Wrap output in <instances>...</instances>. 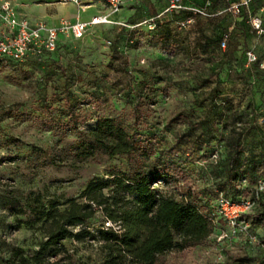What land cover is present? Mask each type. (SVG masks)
<instances>
[{
    "label": "rangeland",
    "instance_id": "obj_1",
    "mask_svg": "<svg viewBox=\"0 0 264 264\" xmlns=\"http://www.w3.org/2000/svg\"><path fill=\"white\" fill-rule=\"evenodd\" d=\"M16 4L29 15L34 7H50L54 14L62 5ZM64 5L66 17L105 11L96 1L84 11ZM258 6L249 4L235 18L196 17L191 32L178 27L180 14L149 30L92 26L82 38L56 48L46 63L0 64V158L10 157L0 162V259L11 247L30 252L41 239L36 229L15 226L16 219H24L15 211L29 191L62 203L87 181L127 169L118 155L85 161L72 156L75 135L59 126L70 107L79 114L80 129L112 116L147 139L153 154L146 168L165 166L170 175L166 184H154L165 193H175L185 182L201 191L213 211L220 190L231 200L254 199L233 231L216 217L202 245L166 252L159 264H264V23L255 30L248 20ZM159 9L157 2L141 1L135 8L124 5L112 17L132 25ZM134 105L143 113L136 122ZM232 144L241 166L227 174ZM32 147L46 150L50 160L33 155ZM249 161L257 163L253 170ZM100 224L107 225L92 219L88 229ZM62 244L72 264L100 263L105 254L95 240L64 239Z\"/></svg>",
    "mask_w": 264,
    "mask_h": 264
},
{
    "label": "trees",
    "instance_id": "obj_2",
    "mask_svg": "<svg viewBox=\"0 0 264 264\" xmlns=\"http://www.w3.org/2000/svg\"><path fill=\"white\" fill-rule=\"evenodd\" d=\"M181 12L189 16L188 12ZM160 22L156 24L160 25ZM53 51L44 53L41 60L31 57L21 62L0 61V64L15 67L21 63H46ZM142 115L134 105L133 122ZM63 117L64 122L59 126L68 128L75 135L69 149L77 161L96 155H118L124 158L127 169L87 181L77 196L62 203L55 199L43 200L39 192L29 191L22 207L15 211L24 219H16L15 226L23 224L34 228L41 234V239L30 252L11 247L8 256L0 259V264H72L71 255L62 244L64 239L99 242L105 254L100 263L92 264H123L126 260L137 264H159L166 252L199 246L207 240L213 227L214 211L207 200L204 201L201 191L185 182L171 194L154 187L156 183L166 184L170 175L165 166L155 170L146 168L153 154L147 139L117 117H98L93 126L85 129H80L79 114L70 107L66 108ZM30 152L50 160L47 151L39 147H32ZM229 152L227 174L241 166L237 144H232ZM4 160H10V157L0 158V162ZM256 165L251 161L247 164L250 170ZM241 198L240 195L233 201ZM96 218L107 225L100 224L90 231L89 224Z\"/></svg>",
    "mask_w": 264,
    "mask_h": 264
},
{
    "label": "built area",
    "instance_id": "obj_3",
    "mask_svg": "<svg viewBox=\"0 0 264 264\" xmlns=\"http://www.w3.org/2000/svg\"><path fill=\"white\" fill-rule=\"evenodd\" d=\"M17 0H0V61L11 60L21 62L27 58L41 60L44 53L53 51L58 44L71 39H80L84 33L92 26L102 24H117L120 26L137 27L144 25L148 30L153 29L156 22H160L164 16L175 12L185 11L189 16L177 21L178 27L187 26L192 17H210L214 15H226L238 17L242 10L246 8L252 0H224L219 6H213V0H165V4L160 11L153 15L144 17L139 22L126 25L125 21L114 19L116 14L124 5H134L141 0H45L47 2H69L76 6L77 11H83L92 1L101 3L105 11H98L91 14L87 19L74 20L59 18L56 23H47L43 20L30 21L24 15H20L16 6ZM41 1V0H33ZM257 13L249 16V24L255 30H260L264 23V0H258ZM224 38L220 41V46L224 45ZM253 59L251 53H247ZM215 216L212 222H216V217L222 219L225 224L232 229L242 221L241 215L247 213L254 199L241 198L233 201L221 193L215 198Z\"/></svg>",
    "mask_w": 264,
    "mask_h": 264
},
{
    "label": "crops",
    "instance_id": "obj_4",
    "mask_svg": "<svg viewBox=\"0 0 264 264\" xmlns=\"http://www.w3.org/2000/svg\"><path fill=\"white\" fill-rule=\"evenodd\" d=\"M141 1H149V2H157V3H159L160 4V9H159V11L161 10V8L163 7V5L165 4V0H141ZM223 1L224 0H213V6L214 7H217V6H219L221 3H223ZM258 2L259 3V1L258 0H252L251 2H250V4L251 3H253V2ZM62 5H64V4H66V2L65 3H61ZM62 5L61 6H59V7H57L56 6V8H57V12L56 13H54V14H52V13H49V11H50V7H46V9H45V7H42V8H40V7H34V9H31L32 11V13H30V15L29 14H27L25 11L24 12H21V10H19V7H18V5L16 4V6H17V10H18V13L20 14V15H24L26 18H28V20H30V21H34V20H43V19H45V20H47L48 22H50V23H56L57 21H58V19L59 18H61V17H63V18H66V19H70V20H74L75 18H80V16L79 15H77V14H75V15H72V14H70L69 16H63L61 13H62ZM34 6H41V5H34ZM64 6H66V5H64ZM77 9V8H76ZM46 11H48V12H46ZM84 11V10H83ZM156 12H158V11H156ZM27 14V15H26ZM173 14H180V15H177V16H180V20H183V19H185V18H187L188 17V15L187 16H185L187 13H184V12H180V13H177V12H175V13H173ZM173 14H171V15H167V16H164L163 17V20L160 22L161 24L163 23V22H166V21H169L171 18L170 17H172V15ZM89 17V16H88ZM88 17H86V18H80L81 20H85V19H87ZM194 18H196L195 16L194 17H192L191 18V22L185 27L186 28V30H188V31H193V29H194V24H193V19ZM46 21V22H47ZM141 27H140V29H147L144 25H140ZM191 29V30H190ZM148 30V29H147ZM186 30L184 31V32H186Z\"/></svg>",
    "mask_w": 264,
    "mask_h": 264
}]
</instances>
